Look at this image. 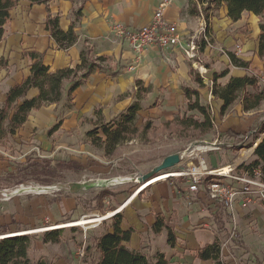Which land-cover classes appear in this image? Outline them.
I'll return each instance as SVG.
<instances>
[{
    "label": "crops",
    "instance_id": "obj_1",
    "mask_svg": "<svg viewBox=\"0 0 264 264\" xmlns=\"http://www.w3.org/2000/svg\"><path fill=\"white\" fill-rule=\"evenodd\" d=\"M162 1L48 0L45 3H31L29 0H18L10 10L9 17L3 24L0 40V104L5 100L7 89L29 75L32 62L29 51L39 52L42 62L49 70L79 63L80 49L84 41L91 49L93 57L103 56L105 59L99 60V68H95L71 92L70 100H67L70 83L65 81L58 103L32 110L19 128L0 140V177L15 176L14 179H19L14 184H5L0 190L12 189L24 183L20 180L19 174L22 173H38L40 178L29 179V183L53 184L54 181H50L51 171L40 168L54 170L59 161H75L79 164L78 168H83L92 177L97 175L96 180L101 179L100 183L93 182L94 186H107L98 189L107 190L109 193L103 198L101 208L91 209H84L77 195L72 194L79 187L75 188L69 183L66 188L71 194L67 196L38 191L16 194L0 203V232L2 227H7L5 231L8 233L5 236L15 233H40L47 229L45 226L60 223L63 215L70 213L76 216L69 219L90 213H105L104 215H108L103 219L109 221L111 213L115 211L122 215V228L134 229L130 240L124 244L144 251L152 239L149 232L151 225L156 215L162 214L166 221L173 224L176 236L173 247L166 242L169 248L166 256L170 261L175 264H213L211 260L195 257L194 251L212 242L216 233H219L217 221L224 220V209L216 214H208L200 211L196 203L187 207L176 188L166 180H157L136 190L146 180L139 177L155 164L146 171L136 169L127 175L111 174L115 165V161L110 159L111 156L93 153L86 149L87 142L80 139L83 132L92 126L95 116L108 119L109 116L123 112L137 98L138 90L142 93L138 114L143 119L155 122L159 120L162 123L183 108L186 102L183 87L196 88L199 100L204 98L208 104L209 98H213L210 89L214 72L219 74L226 71L216 79L218 85H224L231 76L251 77L249 69L231 64L227 51H231L235 43H240L241 52L238 57L250 63L257 59L260 16L245 11L240 19L233 21L227 16L225 3L217 8H210L207 15L202 12L189 14L187 0H171L164 6L165 17L177 25L185 40L195 35L201 24H206L210 43H201L199 56L194 63L184 58L176 47L160 49L154 45L137 59L129 42L118 39L110 32V26L114 22L131 28L147 23ZM79 5L81 14L74 26L78 34L77 41L67 49H59L45 28V18L48 14L58 15L59 26L66 30L73 19L72 11ZM261 16H264V10ZM190 67L197 69L202 76L203 87L197 86L192 80ZM257 76L259 80H264L261 73ZM137 80L139 84L136 83ZM36 93L37 89L31 88L27 97ZM156 100L155 106L150 107V102ZM214 103L218 107L221 101L215 99ZM234 109L246 116L252 114L245 113L241 104L237 103L215 120L214 126L225 137L226 130L241 132L251 124L248 120L247 126L242 128L240 117L230 114ZM57 123L58 128L49 131ZM58 158L61 160H57ZM29 160L38 163L28 165ZM33 165L38 170H34ZM66 169V176L69 174L72 177L71 170ZM115 177L117 179L112 181ZM44 178L49 179V182ZM109 185L117 186L110 189ZM235 216L239 237L228 244L220 264H264V209L253 203L246 207L236 206ZM34 242L36 249H43L50 243H44L39 238L34 239ZM70 253L67 250L64 254H57L55 264H69Z\"/></svg>",
    "mask_w": 264,
    "mask_h": 264
},
{
    "label": "trees",
    "instance_id": "obj_2",
    "mask_svg": "<svg viewBox=\"0 0 264 264\" xmlns=\"http://www.w3.org/2000/svg\"><path fill=\"white\" fill-rule=\"evenodd\" d=\"M29 1L31 3H45L48 0ZM17 2L18 0H0V40L3 34V24ZM187 3V11L191 15L199 14L203 10L207 15L210 8H217L225 3L227 16L233 21L240 19L241 14L245 11L261 16L264 10V0H187ZM200 4H206V7L202 8ZM80 14L81 6L79 5L72 11L73 19L66 30L59 26L58 15L48 14L46 16L45 28L49 31L51 38L59 49H67L77 41L78 34L74 30V26ZM259 28L261 32L259 34L258 55L262 56L264 54L263 16L259 20ZM90 51L91 49L84 41L80 49L79 63L74 66L56 68L55 70H49V67L42 62L39 52L29 51L28 55L32 59L29 75L20 83L9 87L6 91L5 100L0 104V140L19 128L32 110L39 109L43 105L58 103L62 97V86L65 81L70 83L67 89V100H70L71 92L84 82L95 68H99V60L105 59L103 56L93 57ZM227 55L231 64L245 70L248 69L250 61L238 57L232 51H227ZM189 73L197 86H203V78L197 69L190 67ZM225 73L226 71L212 74L213 83L210 90L213 97L221 101L219 114H226L237 100H240L243 111L257 110L264 100L263 88L259 84L258 78L247 75L231 76L224 85H218L216 79ZM136 83L139 84L140 82L137 80ZM31 88H36L37 93L32 97H27ZM144 90L147 91L148 89ZM183 92L186 99V109L192 111V113L187 114L186 111L183 114H176L172 118L163 121L164 127L169 128L172 126V131L181 136L185 134L201 135L214 129L212 114L208 105L200 102L198 90L185 86ZM140 98V95L137 96L123 112L114 118L111 126L103 125L104 137L92 139L91 144L102 147L104 154L111 156L114 155L121 143L140 135L144 136L150 128V122L144 121L140 126L136 125L138 111L141 109ZM58 126L59 123L55 124L49 131L55 130ZM95 130L90 129L86 134L91 136L95 134ZM253 157L252 163L260 165L264 170V137L255 147ZM37 163L38 161H35L31 164ZM57 163L79 167V164L75 161H59ZM108 193L107 190H99L93 198L94 204L91 208H101L102 200ZM109 218V223L98 235L93 237V242L90 245L89 243L86 244L85 262L88 261L90 255V264H175L170 261V258L164 252L156 251L154 254L155 259L151 262L147 254L141 249L126 246L124 242L130 240L134 229L132 227L127 229L121 227L122 215L119 213H114ZM75 226L44 229L40 233H18L13 236H0V264H53L44 255H40L35 259L30 257L29 249L32 242L37 238L44 243L58 242L64 228L68 227V229L74 230ZM151 228L157 233L165 228L167 244L170 247L175 245L176 236L173 231V224L166 221L162 214L156 215ZM217 228L219 233H216L213 241L196 249L194 251L195 257L200 260H211L213 264H220V239L225 232L224 221H217ZM5 230H7V227H2L0 234H7L8 231ZM85 237L87 238V236Z\"/></svg>",
    "mask_w": 264,
    "mask_h": 264
},
{
    "label": "built area",
    "instance_id": "obj_3",
    "mask_svg": "<svg viewBox=\"0 0 264 264\" xmlns=\"http://www.w3.org/2000/svg\"><path fill=\"white\" fill-rule=\"evenodd\" d=\"M170 2L171 0H163L162 4L154 9L150 20L139 27L131 28L122 23L114 22L109 30L118 39H126L129 42L137 59H140L149 47L154 45L160 49L176 47L181 51L184 58L194 63L199 56L201 43L206 42L207 45L210 43V33L206 24H201L197 33L185 40L182 33L178 31L177 25L169 21L164 15V6ZM231 51L238 55L241 52V44L235 43ZM259 83L264 93V80ZM208 108L213 115V106L208 105ZM230 132L233 133L226 134L225 137L224 133L214 126L211 138H201L188 143L185 148L178 151L179 160L177 163L159 172V175L156 174L146 179L136 189L139 190L153 181L166 180L176 188L187 207L196 203L200 211L215 212V214L224 209L226 214L223 221L224 225L226 223V227L225 237L220 239V260H222L228 244L239 237L235 207H246L253 203L264 209V170L260 165L252 163L253 151L264 137V133L255 135L257 127L248 133ZM223 148L236 149L234 158L217 166H211L206 162L205 153L219 151ZM159 177L162 178L157 179ZM113 179H117V177ZM29 187H36L38 192H47L54 189L56 185L20 183L12 189L0 190V193L5 200L19 193L29 192L27 191ZM114 213L115 211L110 216ZM107 215H96L98 217L94 220H102ZM87 217L88 215H82V219ZM52 226L44 228H51ZM83 252V248H80L77 254L82 256Z\"/></svg>",
    "mask_w": 264,
    "mask_h": 264
},
{
    "label": "rangeland",
    "instance_id": "obj_4",
    "mask_svg": "<svg viewBox=\"0 0 264 264\" xmlns=\"http://www.w3.org/2000/svg\"><path fill=\"white\" fill-rule=\"evenodd\" d=\"M200 7L204 8L206 7V4H200ZM202 13L205 15L204 10L202 11ZM260 18L261 16L259 17V20ZM248 69L252 73L251 76L258 78L259 77L257 76L258 73H261V75L264 76V54L262 56H258L257 59H254V61H252L249 64ZM259 81L261 82V80ZM203 92H205V89L203 90ZM204 94L207 97V94L206 93ZM139 95L142 96L141 90H138L137 96ZM215 99L216 98L214 97L213 98L210 97L209 98L210 103L208 104L206 103V100L204 98L200 100L205 105L207 104L210 106L212 105L213 108L215 107L213 111V115H212L214 123H215V120L223 116L219 114L220 105L218 107L215 105L216 104L214 103ZM156 103H157V100L155 102H150L149 105L150 107H152V106H155ZM237 103H240V100H237L233 105ZM186 108H187V105L185 102L182 109H179L178 112L172 114V116H169V118H166V119H170L176 114L186 113L187 111ZM120 113H117L116 115H113L111 117L109 116L108 119H104L103 117H98V115L95 116V120L93 121L92 126L88 128L86 131H84L83 134L80 136L81 140L87 142L86 149L92 151L93 153L97 155H104V151L102 147L92 145L91 141L92 139L95 140L96 137H104V134L102 132V126L103 125L111 126L112 120L116 118ZM188 113H192V111H187V114ZM245 113L247 114L252 113V114H249L247 116L242 113L239 114L236 109L232 110L230 114L238 115L240 117L241 125L243 124L242 128H245L247 126L248 120H249V123H251L250 126H248L244 130H241V132L248 133L252 128L257 127V132L255 133V135L261 133V130L264 128V100L262 101V104L259 106L257 110L248 111ZM144 121L150 122V128L148 129L146 134L144 136L140 135L138 137L133 138L132 140H127L121 143L118 146V149L114 153V155H111L110 159H113L115 161L114 162L115 165L113 167V171L111 174L127 175L131 172L136 171V169L146 171L150 169L152 164H155V165L158 164L162 160L163 156L165 157L166 155L170 153H174V152H178L182 150L188 145V143L201 139V138H207V139L211 138V135L213 134V131H214V129H212L209 132L201 134V135L195 134L192 136L189 134L188 135L185 134L181 136L177 132L172 131V126L169 128L164 127V125L162 124L163 122L160 123L159 120L158 121L156 120L155 122L154 120H151V119H143L141 114H138L136 125L140 126L141 124L144 123ZM90 129H96L95 134L91 136L87 135L86 132ZM225 132L227 133V135H230L233 133V132H230V130L229 131L226 130ZM262 132L264 133V131ZM235 154H236V149L223 148L222 150H219V151H211L209 153H205L204 158L208 164H211V166H217V165H223L224 163H227L232 158H234ZM57 160H61V159L58 158ZM27 163L29 165V163H33V161L29 160L27 161ZM66 168H68V170L69 169L71 170L72 177L69 174L68 176H66V171H67ZM33 169L38 170L37 167H35V165H33ZM40 169L46 170L48 172L51 171L50 181H54L53 184L56 185L54 189L48 190L47 192H44V193H58V194H63L64 196H67L71 194V191H69L66 188V184L67 183H69V185L73 184L75 188L76 187H79V188L72 191V194L77 195L78 201L81 203V205H83L84 209H91V207L94 204L93 198L95 194L98 192L99 190L98 188L107 187L103 185L99 187L94 186L93 182L100 183L101 179L96 180L95 177H98L97 175L92 177L89 173L84 172L83 168H78L74 165L71 166L67 164L63 165V164L56 163L54 170L43 169V168H40ZM37 174L36 173H32V174L22 173L19 175L21 178L20 180H22L24 184H28L29 182L27 180L40 178L39 176H37ZM14 178L16 177L15 176H6L5 178L0 177V188H2L5 184H8L9 182L10 184L11 183L14 184L19 180V179H14ZM44 179L46 182H49L48 181L49 179L47 178H44ZM115 180L116 179H112V181H115ZM119 180H124V178H119ZM45 181L43 180V182ZM49 185H52V184H49ZM116 186L117 185H109L108 187L110 189H115ZM32 188L35 189V187H32ZM1 201H4V199L2 198V194L0 193V203ZM90 212L91 210L89 211V213ZM208 214H211V213H208ZM71 216L75 217L76 215H72L71 213L65 214L63 215V220H61L60 223H57L54 225H59V226H55V228L56 227L62 228L65 226L76 225L75 229L70 230L68 229V227L64 228V230H62V233L60 235V240L58 242H50L49 245H47L43 249H36L34 246L35 242L33 241L29 249V255L32 259H35L36 257L40 255H44L47 259L52 261L53 264H55L58 259L57 254H64L67 250H69L71 252L68 258L70 260V262L68 261L69 264H90V261H91L90 255L88 257V261L86 262L84 261L85 246L86 244L89 243L90 245L93 242V237L98 235L106 227L109 221L102 219V220H94L89 223H78V221L80 220L94 219V218H97L98 216L90 213L87 218L82 219V216H80V217H77L76 219H69V217ZM52 225L53 224H49L47 226H52ZM47 229H50V228H47ZM149 232H150V236H152V239L149 240L150 243L148 244V247L143 252L147 254L150 261L152 262L155 259L154 254L156 253V251H161V252H164L165 254H168L169 248L166 244L167 233H166L165 228H163L158 233L154 232L153 229L151 228ZM148 234L149 233H147V235ZM85 236H87V238ZM223 237H225V233L224 235L221 236V238ZM80 248H83L84 250L82 256H79L77 254V251Z\"/></svg>",
    "mask_w": 264,
    "mask_h": 264
},
{
    "label": "water",
    "instance_id": "obj_5",
    "mask_svg": "<svg viewBox=\"0 0 264 264\" xmlns=\"http://www.w3.org/2000/svg\"><path fill=\"white\" fill-rule=\"evenodd\" d=\"M179 160L178 152L170 153L162 158V160L153 166L147 173H144L139 177V179L145 180L153 177L154 174H157L165 169L172 167ZM18 234V233H15ZM14 234V235H15ZM13 236V235H12Z\"/></svg>",
    "mask_w": 264,
    "mask_h": 264
},
{
    "label": "bare ground",
    "instance_id": "obj_6",
    "mask_svg": "<svg viewBox=\"0 0 264 264\" xmlns=\"http://www.w3.org/2000/svg\"><path fill=\"white\" fill-rule=\"evenodd\" d=\"M160 178H162V177H159V178H157V179H160ZM154 182V181H153ZM153 182H152V184H153ZM27 191H37V188L35 187V189L34 188H32V187H29V188H27ZM91 221H94V219H85V220H80V221H78V223H89V222H91ZM53 227H55V226H52L51 228H53ZM12 234H8V236H11ZM7 236V235H6Z\"/></svg>",
    "mask_w": 264,
    "mask_h": 264
}]
</instances>
